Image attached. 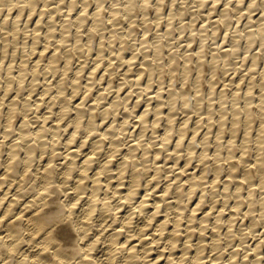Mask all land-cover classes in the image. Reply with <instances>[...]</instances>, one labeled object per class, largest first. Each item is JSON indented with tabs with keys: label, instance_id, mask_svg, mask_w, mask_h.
<instances>
[{
	"label": "bare ground",
	"instance_id": "6f19581e",
	"mask_svg": "<svg viewBox=\"0 0 264 264\" xmlns=\"http://www.w3.org/2000/svg\"><path fill=\"white\" fill-rule=\"evenodd\" d=\"M35 2L36 0H0V16L4 17L0 20V114H4V109L7 107L10 112L21 117L18 121L15 115L11 121L0 119V264H56L57 261L64 264L65 256L69 254L73 264H87L89 258H91V264H102V262L116 264L121 256L122 264H184L188 260L191 264H208L212 256H215L212 264H227L225 255L233 260V264L238 257L240 264H261L264 260V250H262L264 227L260 229L258 226L261 215H264V204H262L264 193L256 198L258 188L251 183L252 174L237 177L229 168L228 175H222L224 167L220 166L219 171L217 170L216 166L220 165V161L216 157L222 154V147H232L235 134H238L243 126L245 132L240 145L247 143L251 150L252 124L255 118H258L259 121H257L260 123V126L255 123L256 137L257 140L259 139L260 127H264L262 122L264 87H261L258 81H264V69L257 71L258 76L248 72L250 79L247 85L244 84L246 88L242 93V90L231 89L233 92H230L228 96L225 86L230 85L226 82L227 85L222 91L217 92L219 94V97L217 96L218 111L221 115L216 123L212 112L217 110L212 109V104H209V109L206 108L209 115L206 114L208 122L207 126L206 123L204 125L208 130L204 135L202 134V137L199 136L201 150L196 149L195 146L198 145L196 139L199 121L202 120L201 115L199 118L201 120H198L199 125L195 126V130L191 132L189 130L192 129L188 130L191 116H187L190 119L181 120L180 126H177L178 138L174 144L170 145L174 137L172 129L176 119L173 117L175 114L172 115L169 112L165 133L156 138L157 140L152 137L146 138L149 140L145 141L143 137L148 132L146 130L151 126L155 131L158 122L164 119L166 105L173 109L176 101L179 102L177 99L179 94L184 106L192 100L190 98L192 93L186 92L185 86L181 87L182 93L179 94H174L177 91L176 86L174 89L176 91L172 92V88V90L168 89L167 95L162 86L158 85L160 88L152 90L158 74L156 72L163 68L160 61H163L162 53H165L163 52L164 41L160 43L161 41L158 40L154 47L152 46L155 58L143 56L142 62H138L141 66L135 69L133 64L136 62V55L133 52L130 57L126 56L124 46L113 51L114 34L121 33L120 26L113 23L108 31L101 30L99 51L94 57L91 55L93 63L88 64L93 42L91 38H87V45L83 43L81 30L84 24L79 18H72L70 12L68 17H60L62 9H49L52 11V16H47L45 19L47 0H39L42 5L39 9L35 7ZM195 2L199 4V0ZM212 2L214 4L215 0ZM26 5H31L30 11L25 7ZM5 6H7L6 14ZM18 6L19 12L14 15V10ZM251 7L249 3L248 8L241 9L239 0H236L235 11H229L225 6L219 12V17L213 21L215 25L213 29L211 28L213 34H218L220 26L223 27V25L226 28V30L223 28L224 32L227 33L232 26L229 21L234 20L231 14L235 13L236 17L238 16L237 21L242 20L241 17L246 10L249 12V14L246 13L248 20L245 27L240 28L238 23L236 31L234 30L237 35L235 33H233L234 36L231 35L233 40L231 44L229 43L230 47L224 48L223 55L219 52L222 59H226L225 56H229L230 52L241 48L239 45L242 39L247 49L258 40L264 42V12L259 18L254 19L252 14L254 11H249ZM210 9L217 11L214 7ZM191 10L184 7L177 12L182 16ZM37 11L39 15L33 16V13ZM203 12L200 13L203 14ZM211 12L206 15H211ZM173 14L169 16V19L167 18L168 20L166 19L169 25L168 33L174 27L170 26L177 14L176 11L175 16ZM193 14L195 15L196 12L194 11ZM53 16L62 18V23L60 25L58 21L54 23ZM208 16L205 17L208 18ZM9 21H11L10 26ZM128 22L131 28L134 20ZM73 24L78 27L73 37L76 43L68 44L70 51L58 52L52 48L54 32L50 25L59 28L64 34L63 42L67 43L66 29H70ZM94 26L100 29L99 25ZM91 31L92 26H89V33ZM204 32L199 38L205 37ZM225 39L227 40L226 37ZM105 40L107 45L101 49ZM120 41L125 42L123 38ZM61 42L56 41L57 44ZM40 44L43 47L37 55V45ZM200 45H204V40ZM125 47L127 49L129 46ZM78 48L85 49L83 55L77 50ZM106 48H111L109 58L105 55ZM50 49L51 54H48ZM202 49L198 51V55L196 54L195 63L191 60L192 52V56L184 53L185 62L181 71L183 78L181 81L184 83L198 69V73L195 74L194 88L191 89V86L190 91L192 90L193 94L199 98L202 96L201 93H205L202 80L205 68L208 65L214 68L219 58V54L215 53L216 55L208 63L206 60L205 62L206 51L202 52L204 51ZM236 52L232 54H237ZM168 55L170 60L165 64L169 66H164L169 67L170 74L167 73V68L165 71L172 78L177 72L174 64L178 61V55L174 52ZM259 55L260 53L253 54L254 63L249 65L250 71L254 67L258 69ZM190 60L195 64L193 66V68L196 66L195 70L190 66ZM179 63L177 64L180 68ZM177 64H175L176 67ZM132 67L136 72L132 71ZM154 67L159 70L156 71ZM190 67L194 70L193 72ZM221 67L223 69V66ZM163 72L161 70L160 74ZM165 75L163 73L162 77ZM246 75L244 76L247 77ZM84 77L85 80H82ZM176 79L179 78L176 77ZM116 80L119 82L117 86H114ZM142 82L145 83V87L140 86ZM190 82L189 80L186 85ZM206 82L205 80L204 83ZM218 82L217 86L220 84ZM155 84L157 85V82ZM207 84L210 88L209 96H212L217 86L210 79ZM239 84L241 83L238 82L236 86ZM256 86H258L257 96L256 93L250 94ZM92 93L95 95L89 99ZM144 93L146 99L143 101L146 103L143 104L140 96ZM227 101H231L228 106ZM198 103L202 102L199 100ZM141 105H145L144 108H141ZM139 107L141 111L138 113ZM187 111L192 112L188 109ZM120 112L123 113L121 116H119ZM226 112L231 113L228 125ZM134 113L137 116L136 126L134 130H131L130 116L132 117ZM219 113H217L218 116ZM150 114L155 116L153 120H149ZM242 119L243 126L240 127ZM215 123L218 130L212 137L211 131L213 132L212 127ZM199 128L201 133L202 128ZM136 130L139 131L138 135L132 139L133 135L136 136ZM226 133H229V137L224 139ZM186 136L189 141L185 147L183 144ZM129 137H132L131 140H128ZM194 141L196 143L192 145ZM256 146L258 147V144ZM152 148L154 151H151ZM212 148L214 151H211ZM166 150H168L166 158L161 159V155ZM150 152H154L151 161H149ZM194 157H197L199 163L192 166ZM209 158L213 159L216 166L208 163ZM226 158L231 159V156ZM212 169L214 175L209 178L208 172ZM255 176L257 183L264 185V173L256 169ZM242 178L250 181L247 191L240 183ZM221 182L222 188L218 186ZM209 188L219 195H211ZM206 195H211L213 201L211 207H208L206 203ZM258 203L261 210L257 213L255 211ZM215 208H219V212L211 219L219 223L221 215H226L227 219L223 221L228 225L226 232H222L216 223H209V212ZM45 213L49 216L55 215L61 221L56 229L57 236L54 241L51 240L52 233L44 235L43 232L34 230L41 227L38 217H44ZM253 228L255 232L252 231ZM189 230L191 233H200L198 244L201 247L193 246L187 249V245L191 244V240L187 238ZM204 236L211 241L210 245H205L202 239ZM181 238L184 240L183 244H180ZM221 241L225 242L224 247H221ZM50 242L57 245L55 251H51ZM209 246L211 252L205 257L204 248ZM225 248L229 250L225 252ZM49 251L51 256L45 260L44 257ZM78 253L84 254V260L79 259ZM232 253H237L238 257L233 256Z\"/></svg>",
	"mask_w": 264,
	"mask_h": 264
},
{
	"label": "snow or ice",
	"instance_id": "6c2138e0",
	"mask_svg": "<svg viewBox=\"0 0 264 264\" xmlns=\"http://www.w3.org/2000/svg\"><path fill=\"white\" fill-rule=\"evenodd\" d=\"M48 8L45 9V19L47 16H52V11L49 9H62L59 16L60 17H68L69 12L72 15V18H79V20L84 24V28L81 30V39H83V43L87 45L88 39L91 38L93 43L96 44L100 40V33L101 30L108 31L111 28L113 23L120 25L121 33L114 34V41L116 45H119L120 39L123 38L126 43L131 44L135 42L137 48L143 49L147 42L153 39L154 33L149 30L146 25H138L133 24L131 28L128 27L127 22L132 21L133 19L140 21L143 17L144 19L148 20L149 24H154L160 20V17L163 15L167 18L168 11L170 8L175 9L177 11L181 10L184 7L191 8L193 11L196 10L197 7H203L205 10L210 7H214L217 10L220 8H224L227 6L229 11L236 10V0H215L213 4L212 0H199V4L193 5L192 0H184L181 3V0H47ZM241 5V9L248 8L249 3H251L252 7L249 9L250 12L255 11L257 9H264V0H239ZM25 7L28 10H31V5H26ZM35 7L39 9L42 7L39 0H36ZM5 14L7 13V6L4 8ZM19 12V6L14 10V15ZM119 13V15H116ZM39 11L33 13V16H38ZM25 17H27V12H25ZM151 17V19H149ZM4 17L0 16V20ZM23 19V18H21ZM54 23L59 20V17L53 16ZM35 22L34 20L32 21ZM11 25V21H9V26ZM94 25H99L100 29L95 27ZM89 26H92V31L89 33ZM53 27V40H52V48H55L58 52H69L68 44H75L76 41L73 37L76 35L77 32V25H71L70 29H66L68 33L67 43H64V34L60 32L59 28L54 27V25H50ZM147 32L148 35L145 36L144 33ZM141 38H143L144 43L141 42ZM43 41V37H41ZM62 41L60 44H57L56 41ZM228 43H231V39L229 38ZM199 41H197V45ZM107 45V40H105V44L101 45V49ZM43 45H37L38 52L42 50ZM219 47V45H218ZM260 50V55L258 57L260 64L259 68L264 69V42L257 41L254 45L251 46L249 49L250 53H255L256 50ZM81 55L84 54V48L77 49ZM224 50L223 48L221 49ZM96 49L93 48V55L95 54ZM115 51V49H113ZM51 54V49L49 53ZM136 55V59L141 60L143 59V53H134ZM207 58V57H206ZM248 63H254L250 56L245 57ZM223 72H220L219 75H223ZM207 75V73L205 74ZM252 75L258 76L259 73L257 69L254 67L252 69ZM147 77H145L146 79ZM218 77H213L212 82L216 83ZM194 81V76H193ZM261 83V87H264V81H258ZM247 84V81L244 82ZM179 86V85H177ZM167 92V89H164ZM257 89L253 88V92L250 94H254ZM10 98V97H9ZM219 107V104L216 105ZM206 110V108H205ZM16 116V120L18 121L21 119L18 115L9 111L7 107L4 109V114H0V119H6L11 121L13 116ZM260 126L259 122L253 121ZM262 122H264V118H262ZM241 124H243V119L241 120ZM244 136L243 129L238 134H235V142L233 143L232 147L224 146L222 147V154L218 155L216 158L219 159L220 165L216 166L212 158H209L208 163H213L214 166L217 167L219 171L220 166L224 167V172L222 175H228V169H232L234 174L237 177H246L248 174H252L253 179L251 183L255 185L259 191L256 193V198H259L262 193H264V185H260L257 183V179L255 176V170L259 169L261 173H264V127H260V136L257 140L256 132L253 130L251 133V141H252V148L249 150L248 144L241 146L238 141ZM258 144V147L256 146ZM259 153V155H257ZM227 156H231V159H227ZM247 166V167H246ZM240 183L243 185L245 191L248 189V185L250 183L249 180L246 178H242ZM222 188V182L218 185ZM235 187V185H233ZM209 193L211 195H219L218 193H213L212 189L209 188ZM211 195H206L205 199L207 201L208 207H211L213 201L211 200ZM264 204V202H262ZM247 207V205H244ZM219 212V208L212 209L209 212V223H216V226L222 231L226 232L228 230V225L223 223L224 220L227 219L226 215H221L220 222L217 223L213 221L211 217ZM261 226L264 227V215H261ZM38 221L41 227L34 229L38 232H43L44 235H48L52 233L51 240L54 241L56 239L57 233L56 229L61 221L55 216H49L45 213L44 217H38ZM255 232V229H252ZM264 236V234H262ZM187 238L191 240V244L187 245V249L193 248V246L201 247L198 244V238H200V233H191L189 230V234H187ZM204 240L205 245H210L211 241L208 239L207 236L202 237ZM183 238L180 239V244H183ZM225 242L221 241V247H224ZM43 247V246H42ZM51 251H55L57 245L55 243H51L49 245ZM186 249V250H187ZM229 249L225 248V252ZM264 250V248H262ZM51 251L48 252V255L44 257L45 260H48L51 256ZM211 252V247L204 248V255L207 257V254ZM80 260H84V254L78 253ZM233 256H237V253H232ZM224 259L227 261V264H233V260H231L227 255H225ZM215 260V256H212V259L208 261V264H212V261ZM123 257L121 256L117 259L116 264H122ZM56 264H60L59 261ZM64 264H73V259L71 255H66L64 259ZM87 264H91V258L88 259ZM103 264V262H102ZM184 264H191V261H185ZM235 264H240L239 257L236 259ZM261 264H264V260L261 261Z\"/></svg>",
	"mask_w": 264,
	"mask_h": 264
},
{
	"label": "rangeland",
	"instance_id": "374dc122",
	"mask_svg": "<svg viewBox=\"0 0 264 264\" xmlns=\"http://www.w3.org/2000/svg\"><path fill=\"white\" fill-rule=\"evenodd\" d=\"M183 0H181V3H183L182 2ZM192 3H193V5H197L196 4V2H195V0H192ZM211 8V7H210ZM210 8H207V10H205L203 7L202 8H199V7H197L196 9H199V10H195V12H196V14L194 15L193 13H194V11L193 10H191V11H187V13H186V15L185 14H183L182 16L181 15H179L178 14V12H177V10H175V9H172V8H170L169 9V11H168V15H167V18L169 19V16L171 15V14H175V11H176V16L174 17V21H173V23H172V25L170 26L172 29L170 30V32L168 33L167 32V29H168V19L167 18H165L163 15V17L161 16L160 17V20L155 24H149V22L147 21V23H146V19H144L143 17L141 18V20L140 21H135V19H133L134 20V24H138V25H143V24H147L146 26L148 27L149 25H152V26H149L148 28H149V30L151 31V32H153L154 33V35H153V38H154V40H151V41H149V42H147L146 43V45H145V47H144V50L143 49H141V48H137L136 47V44L135 45H133L135 42H133V43H131V44H128V43H126V42H119V45L117 46L116 45V43H115V45L117 46H115L114 45V49L115 50H117V48L119 49V48H122L123 46H124V51L126 52H124L125 53V55L126 56H129L130 57V55H131V53L134 51V52H139V53H143V56H149L150 58H155V52H154V44H155V42L156 41H161L160 43H162V41H164L165 42V44H164V42H163V45H164V48H163V52H165L164 54L162 53V55H164L161 59H163V61H160V64L163 66V68H161L160 70L159 69H157V68H155V70L157 71V70H159V71H157L156 72V74H157V77H156V80H155V82L153 83V87H152V90L153 89H158V88H160L159 86H162L161 88H163V90L166 88L167 89V91H169V90H174L175 89V86L177 87L176 88V90H172V92H175L174 94H179V93H182L181 92V87L182 86H185L184 87V89H186V92H188L189 94H191L192 93V97H190L192 100H190L191 101V103L189 102V104L187 105V106H190V107H187V106H184L183 105V102H182V100H181V98H179L180 97V95L181 94H179V96H178V98L177 99H179V102H178V100L176 101V103L173 105L174 107H173V109H170L169 108V106L168 105H166L165 107H164V113H163V116H164V119L162 118V120H160V122H158L159 124H158V126H156V129H155V131H154V129H152V127L150 126V128H148L146 131H148V132H146L145 133V135H144V137H143V139H146V138H152V137H154L155 139L157 138H159L160 137V135H163L164 133H165V131H166V127L168 126L167 125V123H168V115H167V113H169L170 112V114H175V115H173V117H174V119H176L175 121H174V125H173V138H172V141H171V144L170 145H172V144H174L175 142H176V139L178 138V132H179V130H177V128L180 126V124H181V122L182 121H184L186 118H189L190 116V118H191V121H190V126H189V124H188V130L189 129H192V130H189L190 132L191 131H194L195 130V126L197 127L199 124V122H200V125L198 126V137H197V139H196V141H197V143H198V145H195V143H196V141H194V143L192 144V145H195L196 146V149H198V150H201V148H202V144L199 142L200 141V137H202V134L204 135V133H205V131L206 130H208L207 129V115H209V114H207V111H208V109L210 108L209 106V104H212V109L214 108L215 109V111L217 112V113H219V107H216V105L217 104H219V99H218V97H219V94H217V92H219L220 93V91H222V89H223V87L225 86V85H227L226 83H228L230 86L228 87V85L227 86H225L226 87V91H227V93H228V96L231 94L230 92H233V91H241V93L243 92V90L246 88V86L244 85L245 83H243V82H245V81H247V84H248V81H249V79H250V76H248V72H252V71H250L249 70V65L251 64V63H248V61L245 59V57H247L248 55L250 56V58H251V60H252V56H253V54L254 53H249L250 51H249V49H247V47H246V43L244 42V39H240L241 41V45H239V47H241V48H237V52L236 51H234V52H230L231 54H229V56L227 55V56H225L226 57V59L224 58V59H222V57H221V54L224 52V50L222 51V50H220V49H227V48H229L230 47V45H229V43H228V41H229V38L231 39V42H232V40H233V33H235L236 35H237V33L235 32L236 31V28H237V26H238V23L240 24L239 25V27L240 28H242V27H245V25H246V23H247V20H248V14H249V12L246 10H244L243 12V17H241L242 18V20L240 19V20H237L236 21V19H238V16L236 17V15H235V13L234 14H231L232 16H231V18L232 19H234V20H232L231 18V20L232 21H229V23L232 25H230L231 26V28L227 31V33H225L224 31L226 30V28L224 27V25H223V27L222 26H220V28H219V32H218V34H213V26H215V25H213L214 23H213V21L216 19V18H218L219 17V12H221V10H222V8H220L219 10H215V11H212V9H210ZM191 9V8H190ZM201 9L204 11H201ZM174 10V11H173ZM200 13V12H203V14L202 13H198V12ZM212 11V12H211ZM170 12H172V13H170ZM207 12V13H206ZM209 12H211V15H206V14H208ZM255 12V13H254ZM252 14H254L253 15V18L254 19H257V18H259L262 14H263V12H264V10L263 9H258V10H256V11H254ZM233 13V12H232ZM246 13H248L247 15H246ZM205 14V15H204ZM217 14V15H216ZM185 15V16H184ZM193 15V16H192ZM202 15V16H201ZM205 16H208V18L207 17H205ZM182 17V18H181ZM205 17V18H204ZM150 18V17H149ZM143 19H144V21H143ZM151 19V18H150ZM167 19V20H166ZM182 19V20H181ZM194 19V20H193ZM229 19V20H230ZM62 18H60L59 20H58V24L60 25V23H62ZM162 20V21H161ZM206 20V21H205ZM144 22V23H142V22ZM181 21H182V23H181ZM240 21V22H239ZM253 21H255V20H253ZM191 22H193L192 24L193 25H191ZM196 22V23H195ZM207 22V23H206ZM233 22V23H232ZM160 25H159V24ZM149 24V25H148ZM158 24V25H157ZM127 25L129 26V22H127ZM133 25V24H132ZM153 25H154V27H153ZM185 27H184V26ZM195 25V26H194ZM204 25H205V27H206V29H205V27H204ZM209 25V26H208ZM118 26H120V25H118ZM159 26V27H158ZM189 26V27H188ZM191 27V28H190ZM121 28V27H120ZM119 28V29H120ZM129 28H130V26H129ZM184 28V29H183ZM212 28V29H211ZM222 28V29H221ZM225 30H224V29ZM158 29V30H157ZM159 29H161L160 31H159ZM188 30V31H186V30ZM200 29V30H199ZM202 29V30H201ZM203 29H205L204 31H203ZM208 29H210L209 31H207ZM248 30H249V28H247ZM251 29H253V28H251ZM250 29V30H251ZM121 30V29H120ZM183 30V31H182ZM193 30V31H192ZM235 30V31H234ZM204 32L203 33V35L205 36L203 39H201V38H199L200 36L202 37V32ZM207 31V32H206ZM232 31H234V32H232ZM121 32V31H120ZM164 32V33H163ZM184 32V33H183ZM189 32H190V34H189ZM221 32V33H220ZM158 34L157 35V37L159 38V39H156L157 37L155 36L156 34ZM191 33H193V34H191ZM239 33V32H238ZM168 34V35H167ZM172 34V36H170ZM183 34V35H182ZM226 34V38H227V40L225 39V37H224V35ZM144 35L145 36H147L148 35V33H144ZM162 37H161V36ZM188 35V36H187ZM195 37H194V36ZM221 35V36H220ZM231 35H233V36H231ZM181 36V37H180ZM193 36V37H192ZM207 36V37H206ZM156 37V38H155ZM211 37H212V39H211ZM215 39H214V38ZM217 37V38H216ZM207 38V39H206ZM223 38V39H222ZM173 39V40H172ZM175 39V40H174ZM191 39V40H190ZM210 39V40H209ZM166 40V41H165ZM202 40H204V45H200L201 44V42H202ZM205 40H207V41H205ZM225 40V41H224ZM170 41H172V42H170ZM197 41H199V44L197 45ZM217 41V42H216ZM224 41V42H223ZM92 42H93V40H92ZM141 42L142 43H144V41L142 40V38H141ZM121 43H123V45H121ZM124 43H126V45L124 44ZM152 43V44H151ZM168 43H169V45H168ZM193 43V44H192ZM212 43V44H211ZM216 43V44H215ZM223 43H224V45H223ZM94 43H92V47H91V54L89 55V59H90V61H89V63L88 64H92L93 62V59H92V57H91V55L94 57V55H96L97 53L96 52H98L99 51V48L100 47H98V46H100V43L98 42V43H96V45L94 44ZM171 44V45H170ZM188 44V45H187ZM210 44V45H209ZM231 44V43H230ZM166 45H168V46H166ZM176 45V46H175ZM195 45V46H194ZM209 45V46H208ZM218 45H219V47H218ZM229 45V46H228ZM125 46H129V47H127V49H126V47ZM134 46H135V48H134ZM153 46V47H152ZM166 46V47H165ZM199 46V47H198ZM200 46H202V48H205V49H202ZM205 46V47H204ZM208 46V47H207ZM93 48H95L96 49V51H95V54L93 55ZM132 48H134V49H132ZM170 48V49H169ZM202 49V50H204V51H202V52H205L204 53V55H206L204 58H206V59H204V61L206 60L207 61V63H208V61L209 60H211L213 57H214V55H216L217 53L219 54V58H218V61H219V63H218V61H217V65H215V67L214 68H212L210 65H208L205 69L207 70H205V72H204V77H202V78H204V79H202L204 82H205V80L208 82L209 81V79L212 81V78L214 77V76H217L218 77V79H217V81H216V83H215V85L217 84V82L218 83H220V84H218V86H217V88H215V90L213 91V95L212 96H209L210 94H209V90H210V88H209V85L207 84V82L206 83H204L203 82V86L205 87L204 89V91H205V93H201V95L202 96H200V98H202V100L199 98V96H195L194 94H193V92H192V90L190 91V87H191V89H193L194 88V86L193 85H195L194 84V81H193V76H194V80H195V77H196V75L195 74H197L198 73V69H196V66L193 68V66L195 65L194 63H195V61H197V57H196V54L198 53V51L200 50V49ZM209 48V49H208ZM216 48V49H215ZM109 49H111V48H106L104 51L106 52L105 53V55H106V57L107 58H109V56H108V54H109ZM149 49V50H148ZM165 49V50H164ZM171 49L173 50V51H171ZM180 49V50H179ZM199 49V50H198ZM211 49V50H210ZM127 50V51H126ZM136 50V51H135ZM141 51V52H140ZM190 51V52H189ZM194 51H195V53H194ZM197 51V52H196ZM248 51V52H247ZM260 50L258 49V50H256V52L255 53H260L259 52ZM127 52H128V54H127ZM177 53V60L178 61H176V63L175 64H177V63H179V65L181 66L180 68H179V66H178V64H177V67H176V65L174 64V69L177 71V72H175V74L177 75L178 73H180V74H178L177 76L175 75V76H173L172 78L174 79H172L171 78V75L169 76L167 73L169 72V67L167 68V67H165V66H169L168 64H165V63H169L168 61L170 60V55H168V54H171V53ZM181 52H183L182 54H183V56H182V54H181ZM193 53V56H192V53ZM221 54H220V53ZM237 53V54H232V53ZM146 53V54H145ZM151 53V54H150ZM178 53H180V54H178ZM184 53H186V54H191V56H192V58H191V60L194 62H192L191 60H190V62L191 63H193V64H191L190 62H189V64H190V66L195 70H192L191 69V67H190V69H191V71L194 73H192V77H190L189 79H187L186 81L189 83V80L193 83H191L190 82V84H187L186 85V81L183 83V81H181V80H183V78H182V73H181V71H182V67H183V65H184V62H185V60H184ZM216 53V54H215ZM247 53H249V54H247ZM138 54V53H137ZM217 54V55H218ZM224 54V53H223ZM222 54V55H223ZM166 55H168V56H166ZM198 55V54H197ZM208 55H210V56H208ZM213 55V56H212ZM230 55H233V56H230ZM247 55V56H246ZM180 57H182V58H180ZM224 57V56H223ZM228 57H229V59H228ZM244 57V58H243ZM144 58V57H143ZM195 58V59H194ZM231 58V59H230ZM160 59V60H161ZM181 61H180V60ZM142 60L143 59H141V60H138L137 61V59H136V62L133 64V67L136 69L137 67L139 68L140 66H141V63H138V62H142ZM205 61V62H206ZM222 63H221V62ZM229 61H231V62H229ZM234 62V63H233ZM246 62V63H245ZM138 64H139V66H138ZM221 64V65H220ZM259 64H260V62H259ZM165 65V66H164ZM233 67H232V66ZM244 65V66H243ZM210 66V67H209ZM218 66V67H217ZM221 66H223V69H222V67ZM224 66H225V68H224ZM246 66V67H245ZM259 66V65H258ZM257 66V67H258ZM132 67V68H133ZM209 67V68H208ZM217 67V68H216ZM133 68V70L132 71H135L136 72V70ZM167 68V69H166ZM211 68V69H210ZM232 68V69H231ZM244 68V69H243ZM165 69L166 70H168L167 71V73H166V71H165ZM208 69H210V70H212V71H210L209 70V72H211V73H209L208 72ZM227 69V70H226ZM237 69V70H236ZM248 69V70H247ZM261 68H259L258 67V69H257V71H261L260 70ZM164 71L163 73H164V75L165 76H163L162 77V75H163V73H161L160 74V71ZM179 70V71H178ZM220 70H222V71H220ZM226 70V71H225ZM230 70V71H229ZM239 70V71H238ZM218 71V72H217ZM228 71V72H227ZM237 71V72H236ZM134 72V73H135ZM220 72H223V73H225V74H223V75H219V73ZM244 72V73H243ZM207 73V75H205ZM218 73V74H217ZM169 74H170V72H169ZM211 74V75H210ZM241 74V75H240ZM247 74V75H246ZM209 75V76H208ZM219 75V76H218ZM225 75V76H224ZM244 75H246L247 77H245ZM160 76V77H159ZM210 76H213L212 78L210 77ZM229 76V77H228ZM238 76V77H237ZM176 77L177 78H179V79H176ZM222 77H224V78H222ZM235 79H234V78ZM246 79H245V78ZM220 78H222L221 80H220ZM163 79V80H162ZM227 79V80H226ZM232 79V80H231ZM244 79V80H243ZM82 80H85V77L84 78H82ZM176 80V81H175ZM234 80V81H233ZM242 80V82H240ZM159 81V82H158ZM118 82L119 81H117L116 80V82H115V85L114 86H117L118 85ZM145 82V81H144ZM144 82H142L141 84H140V86L142 85H144L143 87H145V83ZM157 82V85L155 84ZM161 82V83H160ZM163 82V83H162ZM179 82V83H178ZM182 82V83H181ZM226 82V83H225ZM238 82L239 83H241V84H239V86H236V84L238 85ZM174 83V84H173ZM235 83V84H234ZM243 83V84H242ZM155 84V85H154ZM165 84V85H164ZM206 84V85H205ZM246 84V85H247ZM159 85V86H158ZM177 85H179V86H177ZM208 85V86H207ZM234 85L236 86V87H234ZM164 86V87H163ZM189 87V88H187V87ZM203 86H202V88H203ZM215 86V87H216ZM180 87V88H179ZM238 87V88H237ZM117 87H115V89H116ZM172 88V89H171ZM201 88V90H203ZM238 89V90H236V89ZM241 88V89H240ZM256 88H257V91L254 93L256 96L258 95V86H256ZM255 88V89H256ZM169 89V90H168ZM208 91H207V90ZM233 91H232V90ZM228 90H229V92H228ZM140 91V90H139ZM194 91V90H193ZM206 91H207V93H206ZM191 92V93H190ZM200 92H203V91H200ZM215 92V93H214ZM136 93V92H135ZM238 93H240V92H238ZM93 95H90L89 96V99L90 98H93L94 97V95H95V93H92ZM168 94V92H166V95ZM204 94V95H203ZM208 94V95H207ZM194 95V96H193ZM216 95V96H215ZM254 95V96H255ZM145 96V97H144ZM191 96V95H190ZM208 96V97H207ZM216 98H215V97ZM218 96V97H217ZM255 96V97H256ZM141 98V101H142V103L144 104V103H146V101H143V100H145L146 99V95H145V93L144 94H142L141 96H140ZM204 97V98H203ZM207 97V98H206ZM189 98V99H190ZM209 98V99H208ZM212 100H211V99ZM198 99V100H197ZM207 99V101L208 100H210V101H212V102H209L208 101V103H207V101H205ZM213 99H214V101H213ZM216 99H218V101L216 100ZM199 102V100L202 102L201 104H199L197 101ZM216 100V101H215ZM241 100L243 101L244 99L241 97ZM89 101V100H88ZM242 101H240L241 103H242ZM195 102H197V103H195ZM204 102V103H203ZM206 102V103H205ZM231 101H227V103H226V105L228 106V105H230L231 103H230ZM178 103V104H177ZM142 104V105H143ZM191 104V105H190ZM141 105V106H142ZM197 105H201V107H202V105H203V107L201 108V107H199V106H197ZM207 105H208V107H207ZM145 106V105H144ZM144 106H142L141 108H144ZM178 106V107H177ZM192 107V108H191ZM197 107V108H196ZM141 108L139 107L138 108V113H139V111H141ZM199 108H200V110H199ZM205 108H208L207 110H205ZM217 108V109H216ZM187 109L188 110H190V111H192V112H189V111H187ZM203 109V110H202ZM213 109V110H214ZM186 110V111H185ZM184 111V112H183ZM200 111V112H199ZM177 112V113H176ZM180 112V113H179ZM189 112V113H188ZM205 112V113H204ZM216 112H212L213 114H214V119H215V122H216V120L220 117V115H221V113H219V116H218V114L216 113ZM192 113V114H191ZM215 113H216V115H215ZM227 113V115H226V118H227V120H226V123H227V125H228V123H229V120H230V117H231V113L230 112H226ZM123 113L122 112H120L119 113V116H121ZM136 114H137V112H136ZM135 113L132 115V117L130 116V119H131V125L133 126H131V130H134L135 129V120L137 119V116H135L136 115ZM188 114V115H187ZM207 114V115H206ZM177 115V116H176ZM198 115V116H197ZM202 116V120L201 119H199L201 116ZM150 118H149V120L151 119V120H153L154 119V117L155 116H153V114H150ZM162 116V117H163ZM186 116V117H185ZM187 116H189V117H187ZM204 116V117H203ZM206 116V117H205ZM217 116V117H216ZM181 118V119H180ZM189 118V119H190ZM184 119V120H183ZM203 119H204V121H203ZM167 120V121H166ZM182 120V121H181ZM198 120H201V121H199L198 122ZM258 120V118H255V120L254 121H256V122H258L257 121ZM134 121V122H133ZM197 121V122H196ZM166 122V123H165ZM177 122V123H176ZM192 122V123H191ZM195 122V123H194ZM203 122V123H202ZM163 123V124H162ZM197 123V125H195ZM202 123V124H201ZM204 123H206L205 125H204ZM217 123V122H216ZM214 124L213 125V127H212V130H213V132H214V135H213V132L211 131V136L213 137V136H215V133L217 132V124ZM226 123H225V125H226ZM254 123V122H253ZM134 124V125H133ZM162 124V125H161ZM166 124V125H165ZM204 127H203V126ZM216 125V126H215ZM254 125V126H253ZM256 125H257V123H256ZM256 125H255V123L254 124H252V131L254 130L255 132H256V130H257V127H256ZM178 126V127H177ZM243 126V124H241V126L240 127H242ZM162 127V128H161ZM199 127H201L202 129H201V133H200V128ZM255 127H256V130H255ZM214 128H216L215 130H214ZM174 129H176V130H174ZM241 129H243V132H245V128H244V126H243V128H241ZM241 129L239 130V132L241 131ZM150 130V131H149ZM177 131V133H175ZM137 132H139L138 130H136V132H135V134H136V136L135 135H133L132 137H129L128 138V140H131V138L132 139H134V138H136L137 137ZM150 132V133H149ZM158 132V133H157ZM189 132V133H190ZM238 132V133H239ZM156 134V135H155ZM158 134V135H157ZM175 134V135H174ZM155 135V136H154ZM157 136V137H156ZM188 136V135H187ZM186 136V140L184 139V146L186 147L187 146V144H188V142L187 141H189V139H188V137ZM200 136V137H199ZM227 137H229V133H226V135H225V138L224 139H226ZM149 139H146L145 141H147V140H149ZM156 139V140H157ZM175 140V141H174ZM199 140V141H198ZM240 142H241V140L240 141H238V143L240 144ZM201 144V145H200ZM251 145H252V141H251ZM194 146V147H195ZM201 146V147H200ZM253 146V145H252ZM251 146V147H252ZM172 147V146H171ZM174 147V146H173ZM184 148V147H183ZM151 151H154V148H152L151 149ZM211 151H214V148H212V150ZM167 153H168V150H166V151H164L163 152V154L161 155V159H163V158H166L165 156H167ZM154 154V152L152 153V152H150V154L149 155H151L150 157H149V161H151L152 160V155ZM196 160V161H195ZM192 162H194V163H192V166H195L196 164H198L199 163V161H198V159H197V157H194L193 159H192ZM198 162V163H197ZM220 163V162H219ZM197 168H199V166L197 167ZM190 170H192V169H190ZM222 170H224V169H222ZM223 173V172H222ZM208 174H209V178H212L213 177V169H212V171H210V172H208ZM258 191H259V189H258ZM257 191V192H258ZM256 192V193H257ZM263 194V193H262ZM207 203V202H206ZM259 208H261V206L259 205V203H258V207H256V211L255 212H260V210L261 209H259ZM257 212V213H258ZM260 229H263V227L261 226V222L259 223V226H258ZM250 238V237H249ZM252 241H253V239H252Z\"/></svg>",
	"mask_w": 264,
	"mask_h": 264
}]
</instances>
